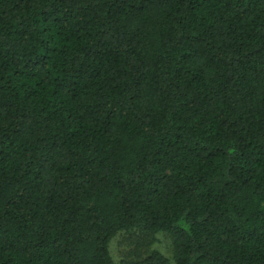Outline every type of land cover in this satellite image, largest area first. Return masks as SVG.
<instances>
[{"label":"trees","instance_id":"trees-1","mask_svg":"<svg viewBox=\"0 0 264 264\" xmlns=\"http://www.w3.org/2000/svg\"><path fill=\"white\" fill-rule=\"evenodd\" d=\"M0 264H264V0H0Z\"/></svg>","mask_w":264,"mask_h":264},{"label":"rangeland","instance_id":"rangeland-1","mask_svg":"<svg viewBox=\"0 0 264 264\" xmlns=\"http://www.w3.org/2000/svg\"><path fill=\"white\" fill-rule=\"evenodd\" d=\"M110 251L115 261L145 257L152 251H158L169 259L173 255L172 240L165 233H120L111 242Z\"/></svg>","mask_w":264,"mask_h":264}]
</instances>
